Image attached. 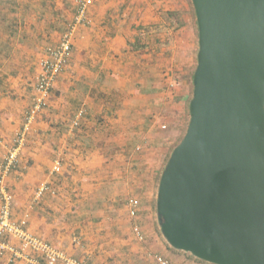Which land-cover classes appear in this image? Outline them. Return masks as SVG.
Masks as SVG:
<instances>
[{
    "label": "crops",
    "instance_id": "obj_1",
    "mask_svg": "<svg viewBox=\"0 0 264 264\" xmlns=\"http://www.w3.org/2000/svg\"><path fill=\"white\" fill-rule=\"evenodd\" d=\"M80 1L0 0V163L23 127L46 50L74 26ZM88 19L74 26L68 65L5 179L11 217L79 264H158L157 256L209 264L170 247L156 214L159 173L189 122L191 2L92 0ZM6 241L22 257L6 251L0 264H44Z\"/></svg>",
    "mask_w": 264,
    "mask_h": 264
},
{
    "label": "water",
    "instance_id": "obj_2",
    "mask_svg": "<svg viewBox=\"0 0 264 264\" xmlns=\"http://www.w3.org/2000/svg\"><path fill=\"white\" fill-rule=\"evenodd\" d=\"M190 1L189 122L158 183L160 232L209 264H264V0Z\"/></svg>",
    "mask_w": 264,
    "mask_h": 264
},
{
    "label": "built area",
    "instance_id": "obj_3",
    "mask_svg": "<svg viewBox=\"0 0 264 264\" xmlns=\"http://www.w3.org/2000/svg\"><path fill=\"white\" fill-rule=\"evenodd\" d=\"M92 5V0H81L78 4L77 15L74 26L89 24L88 9ZM74 26L70 28L60 43L55 48H47L48 59L41 63V73L37 82L34 85V95L32 97L31 107L26 113L25 120L21 131L16 135L11 148L4 160L0 163V254L10 251L14 256L22 257L21 253L14 250L6 241L7 238L17 239L23 248H30L34 252L39 253L44 264H79L73 258L68 257L63 252H59L51 247L45 241L34 237L24 229V222H15L11 217L12 198L7 191L5 184L6 177L13 172L19 165L20 151L23 147L27 135L30 132L32 124L35 122L38 115L47 106L49 94L53 89L57 77L65 70L68 65L71 54L70 39L74 31ZM84 110L79 111V117H82ZM77 125V123H75ZM60 169V163L56 162L53 166V171L57 172ZM46 187H42L38 196H41ZM139 206L137 200L129 201V213L132 217L136 216V209ZM135 235L140 241H143V235L138 228L134 230ZM158 264H172L169 260L156 257ZM24 264H39L35 259L26 258Z\"/></svg>",
    "mask_w": 264,
    "mask_h": 264
},
{
    "label": "rangeland",
    "instance_id": "obj_4",
    "mask_svg": "<svg viewBox=\"0 0 264 264\" xmlns=\"http://www.w3.org/2000/svg\"><path fill=\"white\" fill-rule=\"evenodd\" d=\"M197 38V37H196ZM194 39H195V37H194ZM197 50H198V40H197V45H196V39H195V45H194V51H193V62H192V66H191V69H190V74H192V72H194V69H195V67H196V61H195V58H196V54H197ZM189 86H190V84H189ZM190 90H191V86H190ZM169 157V156H168ZM165 162H167V158H166V161ZM166 164V163H165ZM163 169L164 168H162V170L160 171V173H159V178H160V176H161V173H162V171H163Z\"/></svg>",
    "mask_w": 264,
    "mask_h": 264
},
{
    "label": "trees",
    "instance_id": "obj_5",
    "mask_svg": "<svg viewBox=\"0 0 264 264\" xmlns=\"http://www.w3.org/2000/svg\"><path fill=\"white\" fill-rule=\"evenodd\" d=\"M191 2V1H190ZM191 6H192V3H191ZM193 7V6H192ZM196 36H197V40H198V35H197V26H196ZM192 78H193V73H192V75H191V77H190V79H189V84H190V86H191V90H190V96H189V100H188V104H187V112H188V115H189V103H190V100H191V96H192V89H193V87H192ZM189 121V120H188ZM187 124H188V122H187ZM185 134V133H184ZM183 138V137H182ZM182 140V139H181ZM180 140V141H181ZM180 141L177 143V144H175V146H174V148L180 143ZM170 156V155H169ZM168 159H169V157H167V161H168ZM196 260H198V259H196ZM198 261H201V260H198ZM201 262H203V261H201Z\"/></svg>",
    "mask_w": 264,
    "mask_h": 264
}]
</instances>
